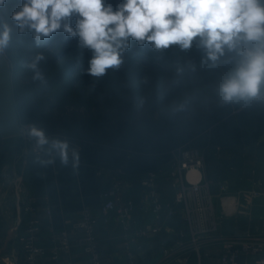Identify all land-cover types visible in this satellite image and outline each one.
Masks as SVG:
<instances>
[{
  "label": "trees",
  "instance_id": "trees-1",
  "mask_svg": "<svg viewBox=\"0 0 264 264\" xmlns=\"http://www.w3.org/2000/svg\"><path fill=\"white\" fill-rule=\"evenodd\" d=\"M22 3L23 0H6L0 8V19L13 30L6 50L14 63V96L20 121L44 128L50 137L67 140L79 152L76 168L71 163L61 165L58 158L54 164L41 167L34 162L36 152L30 150L27 155L31 184L48 188L55 216L101 202L98 171L102 167L144 175L168 167L173 151L179 147L202 151L214 147L264 146V140L260 141L264 136V104L222 106L215 91L218 85L214 87L210 83L199 87L195 102L192 100L195 90L191 88L188 92L184 79L176 78L182 69L177 65L169 73L175 76L174 81H179L173 83L176 92H166L164 82L160 84L168 74L163 66L155 61L148 71L137 62L139 56L160 58L149 42L141 46L131 40L119 68H109L102 77H93L86 72L92 52L80 46L79 37L73 38L61 30L37 46L30 33L19 34L11 14ZM106 3L115 9L122 0H106ZM76 20L74 15L70 21L73 28ZM38 53L44 56L40 69L46 83L33 81L24 67ZM182 70L187 75L192 73L188 67ZM92 77L95 79L91 81ZM157 89L164 93L155 95L145 114L140 112L136 100L143 92ZM164 94L174 104L183 103L185 110L172 115L162 109ZM68 103L84 105L89 111L63 114ZM6 150L0 136V172L8 159ZM76 189L80 190L79 201L75 197Z\"/></svg>",
  "mask_w": 264,
  "mask_h": 264
},
{
  "label": "crops",
  "instance_id": "crops-1",
  "mask_svg": "<svg viewBox=\"0 0 264 264\" xmlns=\"http://www.w3.org/2000/svg\"><path fill=\"white\" fill-rule=\"evenodd\" d=\"M264 140V136L260 141ZM26 148V147H25ZM213 150L214 164L210 165L206 149H203L205 165L202 169L204 179L209 182V192L204 193L203 201L191 203V211L185 202H176L175 190L168 179L167 166L158 170L155 180L160 200L165 204L161 218L156 217L150 187L142 184L144 175H130L122 169L102 167L98 171L101 192L110 188L115 181L123 183V199L133 200L135 209L131 214L130 231L135 241L128 248L125 244V230L112 211L108 218L102 212V203L85 205L76 211L63 212L56 216L52 212L49 190L44 186L34 187L26 168L27 155L22 149L18 157L2 165H10L11 171L24 175L25 188L34 211L28 213L18 205L15 189L12 187L0 195V264H11L13 253L25 260V253L18 236L24 221L30 217L40 220L41 229L38 244L43 248L39 264H91L89 253L85 250L86 235L79 225L84 209H89L97 219L96 237L102 264H130L131 250L136 264H221L222 240L224 237H245L264 233V146L256 144L249 147ZM213 158V157H212ZM14 167V168H13ZM191 177L197 178V173ZM232 179L226 191L220 190L219 181ZM231 181V180H230ZM260 189L262 194L252 198L248 191ZM77 200L81 197L76 189ZM207 192V191H206ZM198 195V192H197ZM196 197L198 198V196ZM50 211V212H49ZM191 214V218H190ZM164 223L165 229L151 238L143 237L139 231L146 225ZM214 227L201 235L202 248L198 251L192 240L193 231ZM66 229L71 249L61 248L60 232ZM59 251V259L54 258ZM240 262L244 257L239 258Z\"/></svg>",
  "mask_w": 264,
  "mask_h": 264
},
{
  "label": "clouds",
  "instance_id": "clouds-1",
  "mask_svg": "<svg viewBox=\"0 0 264 264\" xmlns=\"http://www.w3.org/2000/svg\"><path fill=\"white\" fill-rule=\"evenodd\" d=\"M5 2L0 0V8ZM11 20L19 34L30 33L37 46L61 30L79 37L80 46L92 52L86 72L96 78L123 64L131 40L149 42L156 50L178 45L184 51L199 37L197 44L210 67L232 65L215 89L220 104H264V0H122L115 9L106 0H23ZM12 31L0 19V56L11 43ZM43 60L38 53L24 65L33 81L46 83ZM188 67L195 71L194 64ZM184 110L183 103L169 108L172 115ZM23 131L38 149L34 162L41 167L57 158L63 166L78 167L79 152L67 140L50 137L35 124Z\"/></svg>",
  "mask_w": 264,
  "mask_h": 264
},
{
  "label": "built area",
  "instance_id": "built-area-1",
  "mask_svg": "<svg viewBox=\"0 0 264 264\" xmlns=\"http://www.w3.org/2000/svg\"><path fill=\"white\" fill-rule=\"evenodd\" d=\"M33 151L37 153L38 149H33ZM28 153L29 147H26L25 154ZM204 165L205 157L201 150L197 148L179 147L173 151V158L167 167L168 179L170 180L172 188L175 190L176 202H185L188 206V213L191 211V203L194 204L198 200L203 201L204 193L211 195L208 191L209 182H207L202 175ZM9 168H11L10 165H6L0 172V195H4L5 192L12 187L15 189L17 203L20 208L22 206L26 212H33L34 206L29 202L25 188L24 175L17 173L15 170L11 171ZM195 172L197 173V178L193 179L191 174ZM157 177L158 171H150L146 176L142 177V184L150 187L156 217L161 218V212L166 207L160 200L155 188V180ZM228 187L229 183L227 181H223L220 184L221 191H226ZM123 189V183L117 180L110 188L101 194V198L103 199L102 212L106 221L109 220L108 215L112 211L117 213L118 220L122 223L125 230V244L129 248L130 244L135 241V237L130 231V219L135 209V204L133 200L125 201L123 199ZM248 192L252 198H257L262 194L261 190L257 188ZM83 211V218L79 225L84 229L86 235L85 250L90 255L91 264H102L96 237L97 219L89 209H84ZM215 228L216 226H206L205 228H200L199 232L193 231L192 240L198 251L202 248V244L199 243L202 233L209 232ZM40 229L41 223L38 218L30 217L24 221L23 229L18 239L25 253V260L22 261L19 255L13 253L10 257L11 264H39L38 259L43 251V248L38 244ZM164 229L165 225L162 221L156 225H146L139 233L145 238H151ZM60 243L64 251H70L71 243L66 229L60 232ZM128 253L130 264H136L134 253L131 250H129ZM59 254L57 250L54 254V258L59 259ZM242 256L244 257V261L240 262L239 258ZM219 258L221 264H264V233L247 235L245 237H224L222 240V252ZM58 264L72 263L67 261Z\"/></svg>",
  "mask_w": 264,
  "mask_h": 264
},
{
  "label": "rangeland",
  "instance_id": "rangeland-1",
  "mask_svg": "<svg viewBox=\"0 0 264 264\" xmlns=\"http://www.w3.org/2000/svg\"><path fill=\"white\" fill-rule=\"evenodd\" d=\"M131 39V38H130ZM199 40V37H197L194 41H193V46L191 49L189 50H184L181 51L178 45H172L170 46L168 49H161V50H157V53L159 54L155 59H151V57H141L139 56L137 58V62H140L143 69L144 70H150L153 67V62H158L160 63L163 68L164 71L168 74H166V76L160 81V84L162 82H164V86L167 87V91H174L176 92V87H174V79L175 76L170 73V69L177 65L180 69H184L185 67H188L189 63H192L195 65V71H192L191 74L187 75L186 73H184V71H181L179 76H176V78H181L184 79L183 82L186 84L187 87H185V90H188V92L191 91V88H193V91L195 90L196 92V96L194 97L195 102L197 101V98L200 94L199 91V87L202 84H206L208 85L209 83L212 84L214 87H216L219 83V81L222 79V77L227 73V71L232 67V65H223L221 64L220 67H216V68H212L210 67V62L206 61V59L204 58L205 54L203 52V50L198 46L197 41ZM134 40H132L133 42ZM148 42H145L143 45L141 46H145L147 45ZM7 58L10 61L11 66L14 64L13 63V58L11 57V55L7 52H5ZM167 57L164 58L165 60H163V57ZM189 68V67H188ZM183 72V73H182ZM27 75L29 78H32V73L27 71ZM95 79V78H91V81ZM152 79H150L151 81ZM159 80V79H158ZM173 85V87H172ZM155 92V94H154ZM164 92H162L161 90L158 91H152L149 90V92L145 91L143 92V94L140 96L139 99H137L136 101H138V107H139V111L144 113L147 111V109H149L148 106H150V103L153 102V99L155 98V95L157 94H162ZM165 95V94H164ZM141 101H143V104H141ZM165 103L162 105V109L169 111V108L171 105L174 104L173 99L171 97H168L165 95ZM197 104H195L194 107H196ZM89 110L87 109L86 106L81 105V106H76L74 104H67L64 107L63 110V114L65 113H87ZM159 112H156V115ZM23 128L25 129L26 126H28L26 123H21ZM4 145L7 148V150L5 151L7 154V161L12 160L15 157H18L21 152L22 149H26L25 147H29V151L34 149V144L33 142H30L24 131L22 132V134L17 135V136H12V137H8V138H4ZM23 146V147H22ZM203 151V150H202ZM204 154V152H203ZM213 150L212 149H206V156L209 157V164L213 165L214 164V156H212ZM213 157V158H212ZM231 180V181H230ZM223 181H227L228 183L231 184V182H233L232 179H224L222 181H219V185L223 182Z\"/></svg>",
  "mask_w": 264,
  "mask_h": 264
},
{
  "label": "water",
  "instance_id": "water-1",
  "mask_svg": "<svg viewBox=\"0 0 264 264\" xmlns=\"http://www.w3.org/2000/svg\"><path fill=\"white\" fill-rule=\"evenodd\" d=\"M23 130L14 96L12 66L4 54L0 56V136H17Z\"/></svg>",
  "mask_w": 264,
  "mask_h": 264
}]
</instances>
